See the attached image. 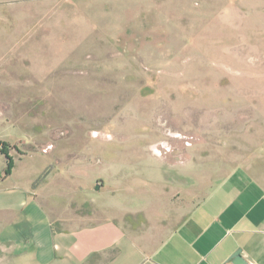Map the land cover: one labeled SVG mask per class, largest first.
Segmentation results:
<instances>
[{
  "label": "rangeland",
  "instance_id": "rangeland-1",
  "mask_svg": "<svg viewBox=\"0 0 264 264\" xmlns=\"http://www.w3.org/2000/svg\"><path fill=\"white\" fill-rule=\"evenodd\" d=\"M0 141V170L35 154L82 180L78 212L176 174L177 223L226 172L264 182V0H0Z\"/></svg>",
  "mask_w": 264,
  "mask_h": 264
},
{
  "label": "crops",
  "instance_id": "crops-1",
  "mask_svg": "<svg viewBox=\"0 0 264 264\" xmlns=\"http://www.w3.org/2000/svg\"><path fill=\"white\" fill-rule=\"evenodd\" d=\"M38 160L23 154L0 178V264H264V182L247 167L220 176L176 223L159 216L176 207L179 175L169 188H144L114 175L125 180L106 189L107 201L87 197L89 211L78 212L72 203L83 181L56 170L33 186L45 168ZM95 181L94 191L107 185ZM137 196L146 221L128 231L122 219L136 211L128 205ZM237 251L242 262L234 263Z\"/></svg>",
  "mask_w": 264,
  "mask_h": 264
},
{
  "label": "trees",
  "instance_id": "trees-1",
  "mask_svg": "<svg viewBox=\"0 0 264 264\" xmlns=\"http://www.w3.org/2000/svg\"><path fill=\"white\" fill-rule=\"evenodd\" d=\"M5 143L3 141H0V153H5ZM6 166L3 170L2 173H0V178H3V177H6L10 172H11V169L13 167V161L10 159V158H7L6 160ZM45 175L44 174H41L35 181H34V184L33 186H36L39 182H41L43 179H44Z\"/></svg>",
  "mask_w": 264,
  "mask_h": 264
},
{
  "label": "water",
  "instance_id": "water-1",
  "mask_svg": "<svg viewBox=\"0 0 264 264\" xmlns=\"http://www.w3.org/2000/svg\"><path fill=\"white\" fill-rule=\"evenodd\" d=\"M99 188H100V184L97 183L95 189H99ZM238 256H239V251H237L236 253H234V255L231 256V259L234 263L242 262V260L238 258Z\"/></svg>",
  "mask_w": 264,
  "mask_h": 264
}]
</instances>
